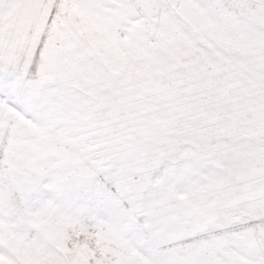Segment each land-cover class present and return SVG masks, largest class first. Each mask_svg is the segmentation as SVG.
I'll return each instance as SVG.
<instances>
[{"label":"snow or ice","instance_id":"6c2138e0","mask_svg":"<svg viewBox=\"0 0 264 264\" xmlns=\"http://www.w3.org/2000/svg\"><path fill=\"white\" fill-rule=\"evenodd\" d=\"M0 264H264V0H0Z\"/></svg>","mask_w":264,"mask_h":264}]
</instances>
